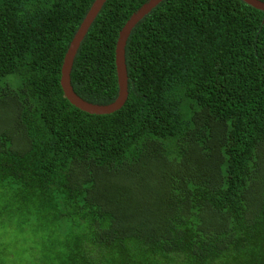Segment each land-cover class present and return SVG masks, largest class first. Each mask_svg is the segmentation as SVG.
I'll return each instance as SVG.
<instances>
[{
  "label": "trees",
  "instance_id": "1",
  "mask_svg": "<svg viewBox=\"0 0 264 264\" xmlns=\"http://www.w3.org/2000/svg\"><path fill=\"white\" fill-rule=\"evenodd\" d=\"M94 1L0 0V264L17 230L33 264H264V12L162 0L127 40L124 105L90 115L60 76ZM147 2L105 1L80 98L116 100L118 34Z\"/></svg>",
  "mask_w": 264,
  "mask_h": 264
},
{
  "label": "water",
  "instance_id": "2",
  "mask_svg": "<svg viewBox=\"0 0 264 264\" xmlns=\"http://www.w3.org/2000/svg\"><path fill=\"white\" fill-rule=\"evenodd\" d=\"M106 0H95L86 16L84 17L80 27L76 31L61 66L60 86L65 99L78 110L90 115H108L118 111L125 103L128 96L127 88V70L125 65V46L129 35L136 24L141 21L153 8H155L162 0H149L136 13H134L125 23L118 34L115 48V68L118 84V96L116 100L107 105H97L89 103L80 98L73 90L70 82V73L73 61L79 46L87 34L89 27L93 23L97 14L101 10ZM253 8L264 12V3L258 0H243Z\"/></svg>",
  "mask_w": 264,
  "mask_h": 264
},
{
  "label": "rangeland",
  "instance_id": "3",
  "mask_svg": "<svg viewBox=\"0 0 264 264\" xmlns=\"http://www.w3.org/2000/svg\"><path fill=\"white\" fill-rule=\"evenodd\" d=\"M0 113H3L4 115L11 118L13 116L12 109L8 108L7 106L0 107ZM54 212V211H51ZM30 230H24L20 231L17 230L15 233L8 235L7 238L14 237L15 241L17 242V250H20L19 252H16L15 255V264H33L31 255L33 254L31 249L36 245V243L33 241L34 237L36 235H32L30 233ZM29 234V235H27ZM31 234V235H30ZM21 249H25V252H23Z\"/></svg>",
  "mask_w": 264,
  "mask_h": 264
}]
</instances>
